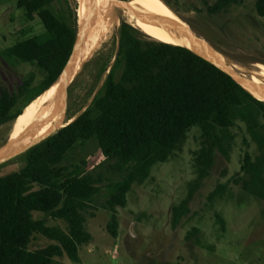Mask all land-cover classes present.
<instances>
[{
	"label": "trees",
	"instance_id": "obj_1",
	"mask_svg": "<svg viewBox=\"0 0 264 264\" xmlns=\"http://www.w3.org/2000/svg\"><path fill=\"white\" fill-rule=\"evenodd\" d=\"M9 1L25 11L28 21L39 20L44 31L2 50L9 64H28L38 72L30 73L15 93L0 89V128L13 124L29 103L59 79L72 55L79 25L77 8L68 0L67 8L60 0ZM242 1L216 0L208 5V12L216 15ZM255 9L264 18V0H256ZM247 104L255 105L264 120V101L228 72L186 46L144 37L130 24H122L115 62L92 103L67 126L15 158L24 163L22 168L0 176V264H55L57 257L64 256L81 261L80 247L93 239L86 214L102 186L86 172V162L68 163L69 152L79 143L96 140L102 154L116 160L123 173L122 180L107 186L105 205L113 212L109 232L117 237L116 209L126 207L133 185L143 184L156 164L168 161L193 127L211 124L229 129L235 125L237 111ZM249 159L248 154L243 169ZM4 166L0 164V169ZM187 202L174 207L173 226L188 213ZM34 212L64 220L68 231L35 219ZM36 234L54 243L31 249Z\"/></svg>",
	"mask_w": 264,
	"mask_h": 264
},
{
	"label": "rangeland",
	"instance_id": "obj_2",
	"mask_svg": "<svg viewBox=\"0 0 264 264\" xmlns=\"http://www.w3.org/2000/svg\"><path fill=\"white\" fill-rule=\"evenodd\" d=\"M60 1L67 8L65 0ZM68 1L79 17L82 0ZM169 1L192 34L224 56L223 67L236 79L240 76L264 86V18L257 15L256 0L232 4L216 15L208 12V5L216 0ZM106 22L101 42L75 76L68 122L85 111L101 90L118 53L121 25L130 24L151 38L137 26L138 18L128 9L109 10ZM43 31L39 20L28 21L15 1L0 0L1 90L15 93L30 73L38 72L28 64H9L2 50ZM123 70L124 65L117 70V81ZM234 120L229 129L211 124L193 127L168 161L156 164L143 184L133 185L126 207L116 209L117 237L109 232L113 212L105 205L107 186L122 180L123 173L116 160L102 154L96 140L76 145L68 154V163L86 162V172L101 181L102 192L86 214V228L93 239L80 247L81 261L64 256L57 257L55 264H264V120L252 104L239 109ZM13 125L0 128V147L8 142ZM23 165L17 159L6 162L0 176ZM187 199L189 211L175 227L173 209ZM33 214L49 226L69 229L64 220H53L43 212ZM52 243L36 234L30 247L41 249Z\"/></svg>",
	"mask_w": 264,
	"mask_h": 264
},
{
	"label": "bare ground",
	"instance_id": "obj_3",
	"mask_svg": "<svg viewBox=\"0 0 264 264\" xmlns=\"http://www.w3.org/2000/svg\"><path fill=\"white\" fill-rule=\"evenodd\" d=\"M120 7L128 9L138 18L137 26L144 30L148 35L155 39H164L167 43L182 45L186 47H192L205 53L211 59L215 60L222 66L226 65L223 55L217 53L208 45L205 41L199 39L194 34H187L182 28L177 27H162L145 22L141 17L152 18L158 22H165L167 19H171L181 23L187 28L184 20L180 18L164 0H131L127 3H117L116 0H93V23L92 30L89 34L85 45L81 50V54L77 60L74 76H76L83 64V62L89 58V56L95 51L101 42L102 37L107 30V13L109 10ZM88 10V0H82V5L79 11V21L83 22L86 19ZM255 74V73H254ZM249 87L253 88L259 97L264 99V86L256 83H249L244 81ZM66 76L65 73L42 95L37 97L31 105L27 108L25 113L21 114L20 118L15 120L11 135L15 141L11 144L5 145L0 149V153L15 151L26 144H30L41 137L45 136L57 122L54 117L44 118L45 113L61 102V98L66 89ZM60 98V99H59ZM26 109V108H25ZM17 127L15 130V126ZM24 131V132H23ZM23 132L22 134H20ZM20 134V135H19Z\"/></svg>",
	"mask_w": 264,
	"mask_h": 264
},
{
	"label": "water",
	"instance_id": "obj_4",
	"mask_svg": "<svg viewBox=\"0 0 264 264\" xmlns=\"http://www.w3.org/2000/svg\"><path fill=\"white\" fill-rule=\"evenodd\" d=\"M116 1L120 2L122 4L129 2V1H125V0H116ZM92 7H93V0H88V10H87L86 19L83 22H79L78 33H77V38H76V42H75V45H74V49H73L72 55H71L67 65H66V67H65V69H64V71L62 73V75L65 73L67 85H66L65 92H64V94H63V96L61 98V102H60V104H58L57 106L49 109L45 113V117L44 118L56 117L57 122H55L56 123L55 126L45 136L41 137L40 139H38V140H36V141H34V142L30 143V144H26V145L22 146L18 150L8 151V152L6 151V152L0 153V164L9 162V161L17 158L18 156L24 154L29 149H31L33 146L37 145L38 143H40L43 140L47 139L48 137L52 136L59 129L67 126L68 123L71 122V121L70 122L67 121V117L66 116H67V112H68V109H69V105H70L71 98H72V95H73V90H74V81H75L74 70H75V66H76L77 60H78V58H79V56L81 54V50H82L83 46L85 45L87 39L89 38V34H90L91 30H92V23H93V16H92L93 9H92ZM141 19H143L145 22H150L152 24H156L157 26H162V27H177V26H179L180 28H182L184 30L185 33L189 34V36H190V34H192L191 28L186 23L185 24H186L187 28L184 27L181 23H179L177 21H174V20H171V19H167L165 22H158V21H156V20H154V19H152L150 17H148V18L141 17ZM188 48H190L191 50H193L197 54L201 55L202 57L206 58L207 60L213 62L218 67H220L224 71L228 72L230 75H232L236 79V77H235V75H234V73L232 71L226 69L221 64H219L218 62H216L215 60H213L209 56H207L205 53L201 52L200 50H198L196 48H192V47H188ZM238 78L239 79H236V80L245 89H247L254 97H256L257 99H259L261 101H264V99L259 97L257 92L253 88L249 87L244 82V80L242 78H240V76ZM31 103H29V104H31ZM29 104L27 106H29ZM27 106L25 108H27ZM25 108H24V110H25ZM24 110H23V112H24ZM23 112H22V114H23ZM19 116L17 117V119L19 118ZM17 119H16V121H17ZM23 132H21L20 134H22ZM14 141H15V139L12 138V135H10V138H9L8 142L6 144L2 145L0 148H2L3 146H5L7 144L13 143Z\"/></svg>",
	"mask_w": 264,
	"mask_h": 264
}]
</instances>
